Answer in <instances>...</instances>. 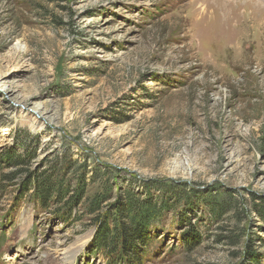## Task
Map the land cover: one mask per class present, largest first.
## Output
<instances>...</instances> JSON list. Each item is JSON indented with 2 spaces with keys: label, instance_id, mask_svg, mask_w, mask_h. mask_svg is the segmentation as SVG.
<instances>
[{
  "label": "rangeland",
  "instance_id": "1",
  "mask_svg": "<svg viewBox=\"0 0 264 264\" xmlns=\"http://www.w3.org/2000/svg\"><path fill=\"white\" fill-rule=\"evenodd\" d=\"M224 3L0 0V264H127L95 241L128 194L141 264H264V31Z\"/></svg>",
  "mask_w": 264,
  "mask_h": 264
},
{
  "label": "trees",
  "instance_id": "2",
  "mask_svg": "<svg viewBox=\"0 0 264 264\" xmlns=\"http://www.w3.org/2000/svg\"><path fill=\"white\" fill-rule=\"evenodd\" d=\"M2 160L12 164H20L19 159H14L10 153ZM65 182L62 177H54L53 173L43 172L38 176L36 183V198L41 201L42 205H48L50 201L57 200L61 202L67 193L62 191ZM69 189V187H66ZM106 192L99 193L91 201V211H96L100 203L105 199ZM75 201H67L65 204V214L70 215L72 206ZM229 201L215 202L212 204L211 211L217 213L227 210L231 206ZM144 202L139 200L133 194L126 196V204L118 205L112 212V222L108 220L99 223V230L96 237V248L102 251L107 257H113L119 262L127 264H141L145 256V245H150V240L144 235L145 225L151 218V212L146 208ZM68 212V213H67ZM153 213V211H152ZM111 216V213L109 214ZM108 216V217H109ZM147 255V254H146Z\"/></svg>",
  "mask_w": 264,
  "mask_h": 264
},
{
  "label": "bare ground",
  "instance_id": "3",
  "mask_svg": "<svg viewBox=\"0 0 264 264\" xmlns=\"http://www.w3.org/2000/svg\"><path fill=\"white\" fill-rule=\"evenodd\" d=\"M228 2L234 3L231 8L228 7L227 5ZM223 6L225 7V11L222 10V16H228L230 20L234 23V25L236 24L237 26L243 27L247 25L248 23L247 19H249L250 23H255V25L258 24V26L262 27V31H264L263 30L264 29V12H263L264 3L263 2L252 0L248 4V3H241V2L235 3V1L233 0H225V3L223 4ZM242 9H243V12H241ZM238 17L241 18V21ZM226 22L229 23V19H227Z\"/></svg>",
  "mask_w": 264,
  "mask_h": 264
}]
</instances>
